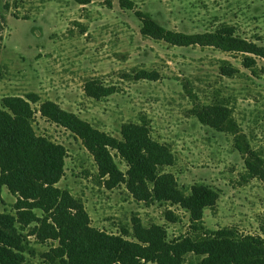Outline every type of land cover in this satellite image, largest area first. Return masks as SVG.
<instances>
[{"label":"rangeland","instance_id":"obj_1","mask_svg":"<svg viewBox=\"0 0 264 264\" xmlns=\"http://www.w3.org/2000/svg\"><path fill=\"white\" fill-rule=\"evenodd\" d=\"M125 2L131 8L121 7L119 0H0V99L37 96L31 103L34 132L66 150L55 185L82 202L92 227L134 240L132 226L138 220L145 227L162 226L172 241L231 228L264 242V185L246 166H254L256 155L264 170V74L252 75L236 51L144 37L134 14L142 11L165 28L185 33L212 31L227 23L237 37L264 46V0ZM251 56L258 66L264 64L263 58ZM220 60L239 72L221 74ZM140 71L147 77H139ZM88 81L112 86L114 92L88 96ZM45 100L117 139L125 123L146 125L172 155V163L157 171L170 173L184 194L194 183L215 188V204L202 211V221L193 228L189 213L178 204L136 197L125 182L100 177L81 140L40 115L37 109ZM213 105L228 109L231 127L218 130L198 119L197 111ZM111 153L124 172L125 162L115 150ZM14 202L3 186L0 213L15 214ZM17 227L26 262L61 264L45 256L57 246L45 226L36 221ZM199 258L187 253L184 262Z\"/></svg>","mask_w":264,"mask_h":264},{"label":"trees","instance_id":"obj_2","mask_svg":"<svg viewBox=\"0 0 264 264\" xmlns=\"http://www.w3.org/2000/svg\"><path fill=\"white\" fill-rule=\"evenodd\" d=\"M125 1L119 0L120 6L131 8ZM134 14L144 37L162 39L176 46L214 45L223 51H236L242 55V66L252 75L264 74V64L258 66L251 56L263 58L264 63V46L237 37L232 25L222 23L212 31L185 33L165 28L142 11L135 10ZM219 65L220 73L225 76L239 72L227 60H220ZM147 75L138 72L139 77ZM85 89L94 98L114 92L112 86L93 81H88ZM37 101L33 93L5 95L0 99V190L5 186L15 197V214L0 213V264H29L22 254L17 226L36 221L57 241V246L45 256L49 260L55 257L61 264H264L262 238L242 235L231 228L210 231L195 240L172 241L166 239L162 226L145 227L138 220L132 226L134 240L92 227L82 202L55 185L63 172L66 150L34 132L30 122L31 103ZM37 110L42 117L63 126L81 140L92 155L100 177L125 182L136 197L178 204L189 213L191 227L196 228L202 221V211L215 204L219 196L215 188L194 183L189 193L184 194L170 173L157 171L158 166L172 163V155L164 144L151 137L146 125L125 123L120 129L121 138L117 139L54 101L40 102ZM196 115L201 122L218 130L234 123L228 109L221 105L210 106L204 112L200 109ZM111 150L125 162L124 172L117 167ZM257 161L255 155L254 166L250 163L246 166L264 185V170ZM35 210L41 212V217ZM187 253L200 258L194 263L184 262Z\"/></svg>","mask_w":264,"mask_h":264}]
</instances>
